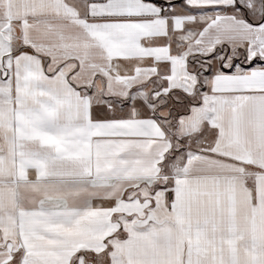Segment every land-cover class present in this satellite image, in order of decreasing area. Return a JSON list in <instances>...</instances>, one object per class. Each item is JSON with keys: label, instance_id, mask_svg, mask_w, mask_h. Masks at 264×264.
<instances>
[{"label": "snow or ice", "instance_id": "snow-or-ice-1", "mask_svg": "<svg viewBox=\"0 0 264 264\" xmlns=\"http://www.w3.org/2000/svg\"><path fill=\"white\" fill-rule=\"evenodd\" d=\"M0 264H264V0H0Z\"/></svg>", "mask_w": 264, "mask_h": 264}]
</instances>
